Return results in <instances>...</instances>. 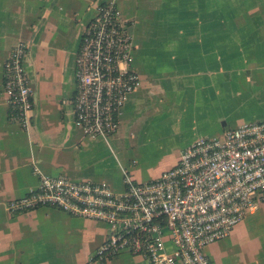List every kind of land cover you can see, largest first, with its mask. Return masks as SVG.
I'll use <instances>...</instances> for the list:
<instances>
[{
    "label": "crops",
    "instance_id": "crops-1",
    "mask_svg": "<svg viewBox=\"0 0 264 264\" xmlns=\"http://www.w3.org/2000/svg\"><path fill=\"white\" fill-rule=\"evenodd\" d=\"M105 2L129 26L139 85L117 130L92 137L75 124L74 72L81 33ZM20 41L34 103L27 127L11 118L2 85L4 61ZM263 79L264 0H0V264H148L128 252L91 260L106 237L101 222L53 207L11 214L8 204L36 188L39 174L115 193L125 177L157 178L198 137L261 120L247 106ZM247 218L205 247L213 264H264V234L247 233Z\"/></svg>",
    "mask_w": 264,
    "mask_h": 264
},
{
    "label": "built area",
    "instance_id": "built-area-1",
    "mask_svg": "<svg viewBox=\"0 0 264 264\" xmlns=\"http://www.w3.org/2000/svg\"><path fill=\"white\" fill-rule=\"evenodd\" d=\"M129 26L113 2L96 7L76 53L75 124L86 135L109 136L118 127L127 95L139 85ZM28 45L13 46L3 64V91L11 118L29 126L34 103L26 72ZM37 187L8 204L11 214L53 207L106 225L91 260L122 252L148 264H213L204 248L230 235L264 203V121L200 136L159 177L133 182L115 193L106 184L39 174Z\"/></svg>",
    "mask_w": 264,
    "mask_h": 264
},
{
    "label": "rangeland",
    "instance_id": "rangeland-1",
    "mask_svg": "<svg viewBox=\"0 0 264 264\" xmlns=\"http://www.w3.org/2000/svg\"><path fill=\"white\" fill-rule=\"evenodd\" d=\"M119 5H120V3H119ZM129 7H131L130 4H129ZM170 10H171V12H169V13H170L171 18L174 19V20H176L178 18V14L179 13L175 9V6L173 5L170 8ZM173 25L175 26V23H173ZM174 26H171V28H175ZM261 88H262V94L257 95L256 96V99H254V102L257 100L256 101V105H253L254 104V102H253V103H251V105H248L247 106V109H249L250 111H254V110L261 111V113L264 114V79L262 80V87ZM260 119L261 120H257V121H264V117H261ZM252 122H256V121H252ZM221 134L222 133L217 134V136H220ZM208 137H215V136H209L208 135ZM147 181H149V180H147ZM147 181H141V182H147ZM246 218H247V220L244 223H245V228H247V233H249L250 235H252V233H258L257 236H259V237H260L261 234H264V225H263L264 224V203H261L260 204V206L258 207V209L256 210V212L254 214H252L250 216L248 214L246 216ZM261 230H263V233H261ZM244 236H246V234H244ZM207 246H206V248H207ZM206 248H204V249H206ZM205 251L206 250H204V252ZM121 254H125V253H121ZM127 254H129V253H127ZM93 255H95V250L93 252ZM136 256H140V255H136ZM106 260H108V259H106ZM95 262H99V261H95Z\"/></svg>",
    "mask_w": 264,
    "mask_h": 264
},
{
    "label": "trees",
    "instance_id": "trees-1",
    "mask_svg": "<svg viewBox=\"0 0 264 264\" xmlns=\"http://www.w3.org/2000/svg\"><path fill=\"white\" fill-rule=\"evenodd\" d=\"M103 4V3H102Z\"/></svg>",
    "mask_w": 264,
    "mask_h": 264
}]
</instances>
